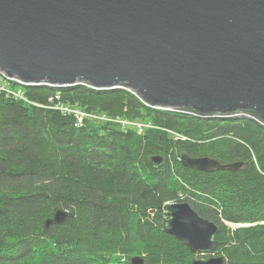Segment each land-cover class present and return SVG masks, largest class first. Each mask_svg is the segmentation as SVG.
<instances>
[{
  "label": "trees",
  "instance_id": "trees-1",
  "mask_svg": "<svg viewBox=\"0 0 264 264\" xmlns=\"http://www.w3.org/2000/svg\"><path fill=\"white\" fill-rule=\"evenodd\" d=\"M21 88L26 102L0 94V264H191L197 255L163 230L172 202L219 226L202 257L264 264L263 126L153 109L122 88ZM115 118L150 126L138 133ZM183 153L246 166L199 172L181 165ZM57 205L68 219L44 230Z\"/></svg>",
  "mask_w": 264,
  "mask_h": 264
},
{
  "label": "water",
  "instance_id": "water-1",
  "mask_svg": "<svg viewBox=\"0 0 264 264\" xmlns=\"http://www.w3.org/2000/svg\"><path fill=\"white\" fill-rule=\"evenodd\" d=\"M0 73L26 86L122 88L153 109L264 127V0H0ZM179 160L206 173L244 165ZM165 209L163 230L197 255L191 264H223L202 257L217 246L216 223L188 202ZM68 217L57 205L44 230Z\"/></svg>",
  "mask_w": 264,
  "mask_h": 264
},
{
  "label": "built area",
  "instance_id": "built-area-1",
  "mask_svg": "<svg viewBox=\"0 0 264 264\" xmlns=\"http://www.w3.org/2000/svg\"><path fill=\"white\" fill-rule=\"evenodd\" d=\"M0 82L3 84H0V94L6 93L10 96H12L14 99H18L20 101L26 102V99L24 98L23 90L21 87H26V85H23L22 83L16 81V80H9L7 79L2 73H0ZM4 84H7L8 86H5ZM56 109L62 111L63 113H73L79 121L83 120L84 117H91V115H86L85 113H82L78 110L70 109L66 106H57ZM168 111V110H166ZM235 117H245L243 115L235 116ZM234 118V117H233ZM247 118V117H245ZM102 120H106L107 118L100 117ZM112 121L120 124L124 129L128 127H134L138 133H141L144 128L149 127V124H141L137 122H129L120 118L111 119ZM172 135L173 140H185L186 138L182 135H179L174 132H170Z\"/></svg>",
  "mask_w": 264,
  "mask_h": 264
},
{
  "label": "rangeland",
  "instance_id": "rangeland-1",
  "mask_svg": "<svg viewBox=\"0 0 264 264\" xmlns=\"http://www.w3.org/2000/svg\"><path fill=\"white\" fill-rule=\"evenodd\" d=\"M0 84H3L2 82H0ZM5 86H8L7 84H4ZM238 119H240L239 117H238ZM225 225H227L228 227H230V228H232V229H236V228H239V227H241L240 225H237V224H230V223H225ZM243 226H245V225H243ZM213 256V255H212ZM215 256V255H214Z\"/></svg>",
  "mask_w": 264,
  "mask_h": 264
},
{
  "label": "flooded vegetation",
  "instance_id": "flooded-vegetation-1",
  "mask_svg": "<svg viewBox=\"0 0 264 264\" xmlns=\"http://www.w3.org/2000/svg\"><path fill=\"white\" fill-rule=\"evenodd\" d=\"M239 162V161H238ZM241 162V161H240ZM246 166V164L244 163V165L242 167ZM240 170V169H239Z\"/></svg>",
  "mask_w": 264,
  "mask_h": 264
}]
</instances>
